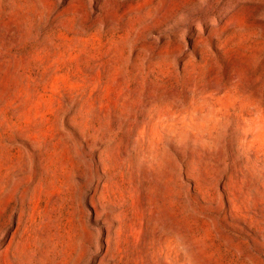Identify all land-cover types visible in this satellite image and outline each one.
I'll return each mask as SVG.
<instances>
[{
    "label": "rangeland",
    "instance_id": "rangeland-1",
    "mask_svg": "<svg viewBox=\"0 0 264 264\" xmlns=\"http://www.w3.org/2000/svg\"><path fill=\"white\" fill-rule=\"evenodd\" d=\"M0 264H264V0H0Z\"/></svg>",
    "mask_w": 264,
    "mask_h": 264
}]
</instances>
